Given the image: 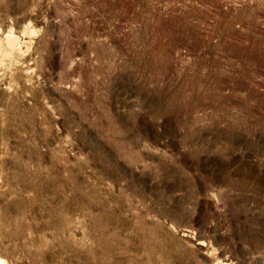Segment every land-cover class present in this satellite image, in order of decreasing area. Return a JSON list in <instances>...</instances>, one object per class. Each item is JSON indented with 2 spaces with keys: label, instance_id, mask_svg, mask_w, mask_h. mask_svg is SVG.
Masks as SVG:
<instances>
[{
  "label": "rangeland",
  "instance_id": "1",
  "mask_svg": "<svg viewBox=\"0 0 264 264\" xmlns=\"http://www.w3.org/2000/svg\"><path fill=\"white\" fill-rule=\"evenodd\" d=\"M7 264H264V0H0Z\"/></svg>",
  "mask_w": 264,
  "mask_h": 264
},
{
  "label": "bare ground",
  "instance_id": "2",
  "mask_svg": "<svg viewBox=\"0 0 264 264\" xmlns=\"http://www.w3.org/2000/svg\"><path fill=\"white\" fill-rule=\"evenodd\" d=\"M0 264H7L5 259H3L2 257H0Z\"/></svg>",
  "mask_w": 264,
  "mask_h": 264
}]
</instances>
